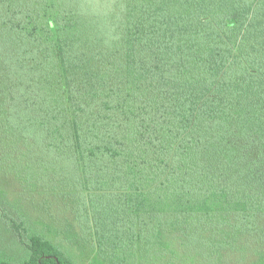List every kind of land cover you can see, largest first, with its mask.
Here are the masks:
<instances>
[{
    "label": "trees",
    "instance_id": "obj_1",
    "mask_svg": "<svg viewBox=\"0 0 264 264\" xmlns=\"http://www.w3.org/2000/svg\"><path fill=\"white\" fill-rule=\"evenodd\" d=\"M13 191L83 260L264 264V0H0V264H74Z\"/></svg>",
    "mask_w": 264,
    "mask_h": 264
},
{
    "label": "rangeland",
    "instance_id": "obj_2",
    "mask_svg": "<svg viewBox=\"0 0 264 264\" xmlns=\"http://www.w3.org/2000/svg\"><path fill=\"white\" fill-rule=\"evenodd\" d=\"M13 190V187H12ZM13 206L19 208L20 211H25L29 218L34 221H41L43 223L48 222L49 214H54L57 217V220L53 223L50 221L48 223L51 224L52 228L56 231L60 232V236L57 237L56 243L61 249L62 253L70 258L75 264H103L100 257L93 259L92 256L83 260L81 258L83 252L81 248L86 243L87 236L81 231L80 233H76L74 231L71 232V225H66L67 218L69 217V210L64 206H58L55 208L51 206L49 208L45 207L42 212L39 213L38 217L31 218L33 212L30 210V206L27 205L25 207L22 203V198L19 195V192L13 191ZM21 194V193H20ZM8 210V208L6 207ZM46 213V215H45ZM10 213H7L9 216ZM39 218L41 220H39ZM54 219V218H53ZM6 222L2 219L0 221V256L8 257L14 263H21L24 258L27 256V252L22 248V246L18 243L15 236L11 233L10 229H7ZM42 223V221H41ZM78 223V222H77ZM77 236H76V234ZM62 234V235H61ZM205 238V237H204ZM207 238V237H206ZM200 243L201 241L194 240L193 237H190L182 242H177L178 248L175 245H172L171 242H168L170 250H160L157 252H150L146 249L141 252L142 254L137 257L134 261V264H233L231 257L223 256L217 251L218 244L215 242L210 251H206L207 253L200 252V259L195 258V251H192V246H195L196 243ZM181 244L183 247H188L185 253L180 252ZM205 244H201L204 246ZM245 253V252H243ZM236 256H246L245 254L236 253ZM250 260H254L253 255H250ZM247 257L240 259L238 264H252ZM243 261V262H241ZM132 264V263H131ZM254 264H259L255 262Z\"/></svg>",
    "mask_w": 264,
    "mask_h": 264
}]
</instances>
